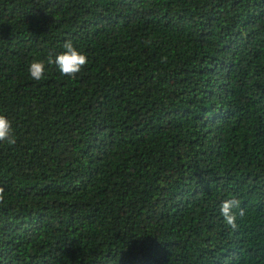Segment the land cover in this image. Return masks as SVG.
<instances>
[{"label": "trees", "instance_id": "trees-1", "mask_svg": "<svg viewBox=\"0 0 264 264\" xmlns=\"http://www.w3.org/2000/svg\"><path fill=\"white\" fill-rule=\"evenodd\" d=\"M0 115V264H264V0H0Z\"/></svg>", "mask_w": 264, "mask_h": 264}, {"label": "clouds", "instance_id": "clouds-1", "mask_svg": "<svg viewBox=\"0 0 264 264\" xmlns=\"http://www.w3.org/2000/svg\"><path fill=\"white\" fill-rule=\"evenodd\" d=\"M63 48L65 49V51L57 54L54 58L49 56L47 64H54L61 75L75 78L76 74H78L82 70V68L87 65V56L78 51L73 46V43L70 40L64 42ZM28 71L30 77L33 80H42L45 77V62L33 60L29 64ZM0 142H6L9 145H14L16 143V139L12 131L11 122L4 115H0ZM3 200L4 189L3 187H0V201ZM236 206V201L233 199H226L220 205V215L223 218V222L226 226L230 227L233 230L237 228V217L233 212V208ZM240 214L243 215V210H241Z\"/></svg>", "mask_w": 264, "mask_h": 264}]
</instances>
